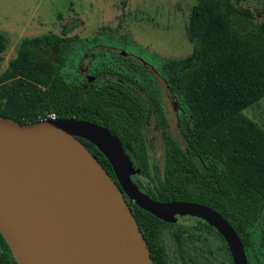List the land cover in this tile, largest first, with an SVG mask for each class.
Listing matches in <instances>:
<instances>
[{
  "label": "trees",
  "instance_id": "16d2710c",
  "mask_svg": "<svg viewBox=\"0 0 264 264\" xmlns=\"http://www.w3.org/2000/svg\"><path fill=\"white\" fill-rule=\"evenodd\" d=\"M240 1L197 0L186 26L193 51L178 60L105 26L88 37L23 38L0 75V116L25 125L52 114L107 128L140 171L132 180L143 193L163 203L209 207L237 232L247 264H264V131L242 115L264 97V22ZM6 49L0 32V56ZM156 76L175 101L185 149L168 132ZM149 114L163 140L162 168L150 162L144 134ZM80 141L114 178L104 156ZM128 204L154 264H169L165 225L172 228L180 264H200L198 255L210 249L206 238L220 243L215 255L222 264H233L221 235L203 220L165 224ZM0 264H17L1 234Z\"/></svg>",
  "mask_w": 264,
  "mask_h": 264
},
{
  "label": "water",
  "instance_id": "95a60500",
  "mask_svg": "<svg viewBox=\"0 0 264 264\" xmlns=\"http://www.w3.org/2000/svg\"><path fill=\"white\" fill-rule=\"evenodd\" d=\"M80 139L104 156L115 180ZM138 175L103 126L74 118L21 125L0 116V234L17 264H154L127 200L166 224L203 220L221 235L232 263L247 264L221 215L201 204L156 201L133 182Z\"/></svg>",
  "mask_w": 264,
  "mask_h": 264
},
{
  "label": "rangeland",
  "instance_id": "374dc122",
  "mask_svg": "<svg viewBox=\"0 0 264 264\" xmlns=\"http://www.w3.org/2000/svg\"><path fill=\"white\" fill-rule=\"evenodd\" d=\"M197 0H0V32L6 36L7 49L0 56V75L15 58L19 42L26 37L55 34L88 37L102 26L129 33L134 41L164 59L189 56L192 44L186 38V26ZM256 22H264V0H241ZM167 112L169 134L183 149L177 125L175 101L164 81L157 77ZM242 115L264 131V97L245 108ZM150 162L162 168L164 145L161 132L151 122L146 130ZM189 225V218H177ZM164 227V225H162ZM168 225L161 228V238L169 264H180L178 250ZM210 249L198 255L200 264H222L216 256L218 241L206 240ZM220 245V246H219ZM203 252V251H202Z\"/></svg>",
  "mask_w": 264,
  "mask_h": 264
},
{
  "label": "flooded vegetation",
  "instance_id": "af4514ba",
  "mask_svg": "<svg viewBox=\"0 0 264 264\" xmlns=\"http://www.w3.org/2000/svg\"><path fill=\"white\" fill-rule=\"evenodd\" d=\"M156 79H157V76H156ZM55 119H56V118H55ZM151 122H153V118H152L151 115L149 114V115H148V122L146 123V129L144 130L145 137H146V130H147V127L150 125ZM155 127H156V126H155ZM146 140H147V139H146ZM147 143H148V142H147ZM113 179L115 180V178H113ZM126 200H127V198H126ZM127 202H128V200H127ZM181 218H183V217H181ZM185 218H187V217H185ZM177 222H179V221L177 220ZM177 222H176V223H177ZM176 223H175V224H176ZM165 224H166V223H165ZM207 239H209V238H206V240H207ZM196 251H197V250H196Z\"/></svg>",
  "mask_w": 264,
  "mask_h": 264
},
{
  "label": "built area",
  "instance_id": "2783aa9c",
  "mask_svg": "<svg viewBox=\"0 0 264 264\" xmlns=\"http://www.w3.org/2000/svg\"><path fill=\"white\" fill-rule=\"evenodd\" d=\"M55 120V116L54 115H48L46 119H43V120Z\"/></svg>",
  "mask_w": 264,
  "mask_h": 264
}]
</instances>
